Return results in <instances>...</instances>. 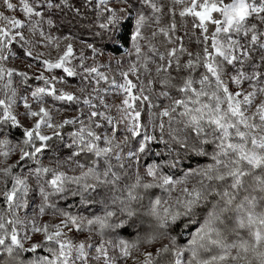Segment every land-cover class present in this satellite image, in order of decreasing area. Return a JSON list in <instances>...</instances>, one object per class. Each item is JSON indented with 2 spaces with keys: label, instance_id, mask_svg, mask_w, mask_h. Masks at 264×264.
<instances>
[{
  "label": "snow or ice",
  "instance_id": "1",
  "mask_svg": "<svg viewBox=\"0 0 264 264\" xmlns=\"http://www.w3.org/2000/svg\"><path fill=\"white\" fill-rule=\"evenodd\" d=\"M45 5L0 0V264H117L110 249L122 264H264V0H96L99 29L131 45L115 74L94 45L88 64L46 32ZM13 45L41 65L29 95L13 79L28 73L5 64ZM47 98L75 114L57 119L69 109ZM67 126L69 154L43 163ZM138 222L142 239L105 238Z\"/></svg>",
  "mask_w": 264,
  "mask_h": 264
},
{
  "label": "trees",
  "instance_id": "2",
  "mask_svg": "<svg viewBox=\"0 0 264 264\" xmlns=\"http://www.w3.org/2000/svg\"><path fill=\"white\" fill-rule=\"evenodd\" d=\"M49 2L53 5L52 8H48L46 5L43 9L45 13V21L51 19L53 24L51 27L44 24V28L47 32L58 35L60 38L63 37H71L77 42H82L85 44V52L84 55L89 59L86 63H93L91 56V49L87 48L88 44L94 45L96 48L100 49L103 53L102 56L97 57L98 62H102L104 64H108V55L116 56L117 59L122 58V63L126 66L128 62V57L124 54L130 49L131 45L127 42V37L125 39L119 40L117 43H112L107 34H104L101 29H99V18L97 15L98 9L95 7L96 0H67V3H64V0H49ZM162 3L167 4L168 0H161ZM58 5V6H57ZM167 19V18H166ZM178 24L180 23V18L177 17ZM131 26L128 27V32H130ZM97 33H101L97 35ZM195 47V45H192ZM76 55L79 56V52L76 51ZM73 63H78V60H74ZM111 69L113 74L117 72L116 63L110 62ZM106 71L107 69H102ZM62 73V72H60ZM14 86H17L20 90L18 93L29 95L32 90H34L38 86H43L42 81L36 80L34 77H29L27 81H24L23 77L14 76ZM117 79L119 77L117 76ZM69 84L77 85L79 83L77 78H68ZM47 102L49 105L55 104L57 108H68V111H65L66 116L70 117L75 114L76 106H68L64 105L60 102H53L50 98H47ZM71 127L67 126L64 131V140L60 141L57 139H53L49 143L52 145V148L44 153L41 157L42 162L48 164L50 161H54L55 158H63L64 156L69 154V149L65 147L67 143H69V138L67 137V132L71 131ZM15 133V138H20V131L15 129L12 130ZM15 159V157L13 158ZM36 165L31 161L27 162L23 168H17L15 171L20 174H27L29 169L34 168ZM30 184L35 188V180L34 178L30 180ZM11 186L9 182V187ZM157 191V195H159V190ZM40 204V197L37 192L30 193V207L27 210L28 214L31 215L33 209L38 208ZM59 204L73 212H79L81 215L91 217L93 213L97 212V206H85L79 203L78 198H70L68 201H59ZM24 213L22 212L21 215ZM50 216V215H49ZM48 217V216H45ZM145 228L147 225L145 224ZM139 222L135 227H127L126 230H117V232H109L106 234V239H111L113 241H118L119 239H124L129 242H135L138 239L144 238L147 233L144 231H140ZM175 235V233H173ZM98 239V238H96ZM182 242L186 240V237L181 238ZM142 250H147L149 247L145 245H141ZM41 255L46 254L42 251L39 253ZM31 253L22 254V258L25 260L31 258ZM6 259V258H5ZM169 257H163L160 261V264H168Z\"/></svg>",
  "mask_w": 264,
  "mask_h": 264
},
{
  "label": "rangeland",
  "instance_id": "3",
  "mask_svg": "<svg viewBox=\"0 0 264 264\" xmlns=\"http://www.w3.org/2000/svg\"><path fill=\"white\" fill-rule=\"evenodd\" d=\"M48 33H50V32H48ZM50 34L53 37H59L56 34H52V33H50ZM61 40H62V45H61L62 47H63V44L69 42V41H63L62 38H61ZM70 42L73 44V47H74L75 52L76 51L79 52V53L81 51H83V53L85 52L84 48L86 46H85L84 43L77 42V41H75L72 38H71V41ZM12 52L14 53V55L10 56L9 59L5 62V64H6L7 67L15 68L19 72H27L28 75H29V77H35V75H38L39 74V71L41 70V65L39 64L38 61L34 60L32 57H28L25 54L24 49L20 48L19 45H13ZM36 52H44L46 54V56L50 52L51 53V56L53 58L56 56V51H55V49L52 46H49V47L46 48V47H44L42 45H38L36 47V49L34 50V55H35ZM117 60L118 59H117L116 56L108 55V64H110V62H113V61H114V63H116ZM29 65H32V67H29ZM117 68H118V66H117ZM60 72H61L60 70H56V74L57 75H63V73H60ZM45 74L47 75L48 73H45ZM68 85H69V87H67L66 90H69V91H74L75 90L73 87H70L72 85L69 84V81H68ZM15 87L17 88V91L20 90L17 86H15ZM21 95H24V94H21ZM19 111H21V112L23 111L22 106L20 107ZM63 117H66V113L65 112H63L61 115H58L57 116V119H62ZM21 120L25 124H29L30 123V121L25 120L24 117H21ZM43 219L44 220H51L52 217L51 216H48V217H44ZM84 235L85 234L76 233V235L73 238L74 239H77V238L83 239ZM39 239H41V237L38 236V235L34 237V240H39ZM158 246H159V244L154 245V246L148 248L147 250H149V251H155V247H158ZM110 255H112V256H114L116 258L117 264H122V262L119 259V251L118 250L113 251V250L110 249ZM128 264H131V261H129Z\"/></svg>",
  "mask_w": 264,
  "mask_h": 264
}]
</instances>
